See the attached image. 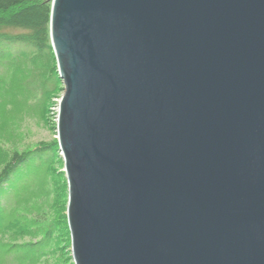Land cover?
<instances>
[{
    "label": "water",
    "instance_id": "95a60500",
    "mask_svg": "<svg viewBox=\"0 0 264 264\" xmlns=\"http://www.w3.org/2000/svg\"><path fill=\"white\" fill-rule=\"evenodd\" d=\"M74 264H264V0H51Z\"/></svg>",
    "mask_w": 264,
    "mask_h": 264
},
{
    "label": "rangeland",
    "instance_id": "374dc122",
    "mask_svg": "<svg viewBox=\"0 0 264 264\" xmlns=\"http://www.w3.org/2000/svg\"><path fill=\"white\" fill-rule=\"evenodd\" d=\"M24 47L26 56L20 58ZM11 48L15 56L0 59V166L15 149L31 151L41 142L58 141L64 92L59 73L51 75L57 64L53 48L36 52L25 44ZM42 151L32 152L0 191L6 215L0 226V264H74L65 223L64 158L59 148L53 153ZM46 221L51 230L43 228Z\"/></svg>",
    "mask_w": 264,
    "mask_h": 264
},
{
    "label": "trees",
    "instance_id": "16d2710c",
    "mask_svg": "<svg viewBox=\"0 0 264 264\" xmlns=\"http://www.w3.org/2000/svg\"><path fill=\"white\" fill-rule=\"evenodd\" d=\"M51 14V0H0V59L7 58L8 55L15 56V52L11 51L14 45H23L35 48V51H41L45 48H52L49 32ZM10 43V46L8 45ZM32 45L33 47H31ZM27 48V47H26ZM25 47L19 51L20 58L26 56ZM28 49V51H30ZM57 64L51 69V75L57 73ZM57 88V85H55ZM59 148L56 142H41L31 151H20L15 149L11 151L7 158L5 157L0 166V191L14 176L21 165L30 158L32 152H55ZM10 182V181H9ZM14 188H17L14 185ZM17 190V189H16ZM5 209L0 205V226L5 224ZM50 223V222H48ZM47 221L44 227L51 230L52 226ZM65 223L68 232L69 225L67 216ZM70 233V232H69Z\"/></svg>",
    "mask_w": 264,
    "mask_h": 264
}]
</instances>
